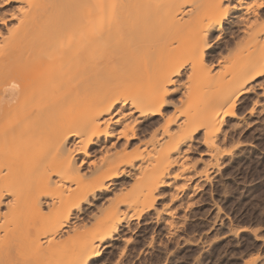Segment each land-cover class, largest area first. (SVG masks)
Here are the masks:
<instances>
[{
	"label": "bare ground",
	"instance_id": "1",
	"mask_svg": "<svg viewBox=\"0 0 264 264\" xmlns=\"http://www.w3.org/2000/svg\"><path fill=\"white\" fill-rule=\"evenodd\" d=\"M21 1L0 47V264H101L141 220L182 222L238 145L264 0Z\"/></svg>",
	"mask_w": 264,
	"mask_h": 264
},
{
	"label": "rangeland",
	"instance_id": "2",
	"mask_svg": "<svg viewBox=\"0 0 264 264\" xmlns=\"http://www.w3.org/2000/svg\"><path fill=\"white\" fill-rule=\"evenodd\" d=\"M27 7L21 0H0V47L15 35ZM260 78V88L236 101L238 118L226 124L233 125L226 130L238 147L227 156L229 161L224 159L220 172L195 192L185 223L169 228L141 220L126 234V244L117 241L106 249L101 264H264V75ZM201 151V145L194 146L191 162ZM163 200L167 197L156 206ZM177 212L182 214L181 209Z\"/></svg>",
	"mask_w": 264,
	"mask_h": 264
},
{
	"label": "snow or ice",
	"instance_id": "3",
	"mask_svg": "<svg viewBox=\"0 0 264 264\" xmlns=\"http://www.w3.org/2000/svg\"><path fill=\"white\" fill-rule=\"evenodd\" d=\"M20 11H21V12H23V11H24V9H23V8H21V9H20Z\"/></svg>",
	"mask_w": 264,
	"mask_h": 264
}]
</instances>
